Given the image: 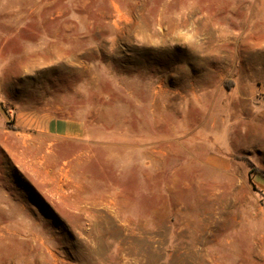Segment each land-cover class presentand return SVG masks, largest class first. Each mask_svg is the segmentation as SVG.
<instances>
[{"label":"rangeland","instance_id":"rangeland-1","mask_svg":"<svg viewBox=\"0 0 264 264\" xmlns=\"http://www.w3.org/2000/svg\"><path fill=\"white\" fill-rule=\"evenodd\" d=\"M262 172L264 0H0V264H264Z\"/></svg>","mask_w":264,"mask_h":264},{"label":"crops","instance_id":"crops-1","mask_svg":"<svg viewBox=\"0 0 264 264\" xmlns=\"http://www.w3.org/2000/svg\"><path fill=\"white\" fill-rule=\"evenodd\" d=\"M49 131L58 136L80 138L85 134V127L81 122L49 126Z\"/></svg>","mask_w":264,"mask_h":264},{"label":"trees","instance_id":"trees-1","mask_svg":"<svg viewBox=\"0 0 264 264\" xmlns=\"http://www.w3.org/2000/svg\"><path fill=\"white\" fill-rule=\"evenodd\" d=\"M261 175L264 176V172H262Z\"/></svg>","mask_w":264,"mask_h":264}]
</instances>
